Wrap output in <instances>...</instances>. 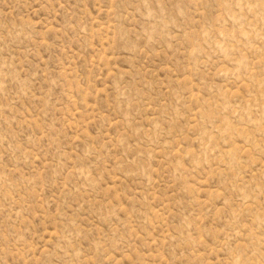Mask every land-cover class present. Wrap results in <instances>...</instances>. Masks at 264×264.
Wrapping results in <instances>:
<instances>
[{
    "label": "rangeland",
    "instance_id": "obj_1",
    "mask_svg": "<svg viewBox=\"0 0 264 264\" xmlns=\"http://www.w3.org/2000/svg\"><path fill=\"white\" fill-rule=\"evenodd\" d=\"M0 264H264V0H0Z\"/></svg>",
    "mask_w": 264,
    "mask_h": 264
}]
</instances>
